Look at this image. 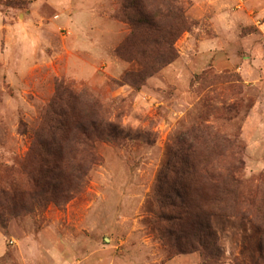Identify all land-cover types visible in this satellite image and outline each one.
<instances>
[{"label": "rangeland", "instance_id": "1", "mask_svg": "<svg viewBox=\"0 0 264 264\" xmlns=\"http://www.w3.org/2000/svg\"><path fill=\"white\" fill-rule=\"evenodd\" d=\"M183 1L195 26L175 43L178 59L137 91L114 82L140 68L115 53L130 33L119 0H0V180L22 166L57 81L101 96L112 121L142 136L99 143L82 193L11 219L3 264H203L198 251L176 253L153 197L167 147L199 120L239 134L243 175L262 186L264 0ZM247 221L218 225L222 264H256Z\"/></svg>", "mask_w": 264, "mask_h": 264}, {"label": "trees", "instance_id": "2", "mask_svg": "<svg viewBox=\"0 0 264 264\" xmlns=\"http://www.w3.org/2000/svg\"><path fill=\"white\" fill-rule=\"evenodd\" d=\"M115 15L130 27L115 53L140 68L114 82L137 91L178 59L175 43L195 26L183 0H119ZM141 140L140 132L111 120L101 96L57 81L22 166L16 175L7 169L0 180V230L6 233L13 218L39 214L50 203L65 205L82 193L90 172L102 162L99 143L123 147ZM244 153L239 134L204 120L167 147L153 197L160 209L157 220L174 229L176 253L198 251L203 264H222L218 225L241 218L251 225L255 263L264 264V177L256 188L244 177Z\"/></svg>", "mask_w": 264, "mask_h": 264}]
</instances>
